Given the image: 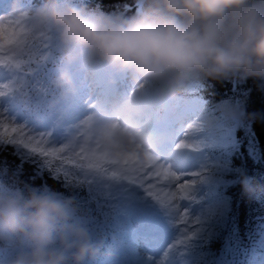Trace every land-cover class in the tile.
Instances as JSON below:
<instances>
[{
    "label": "clouds",
    "instance_id": "clouds-1",
    "mask_svg": "<svg viewBox=\"0 0 264 264\" xmlns=\"http://www.w3.org/2000/svg\"><path fill=\"white\" fill-rule=\"evenodd\" d=\"M12 7L29 36L55 37L66 65L103 64L113 80L131 82L84 118L114 149L155 152L153 118L194 79L264 78V0H144L130 17L90 11L81 0ZM56 86L72 92L69 67ZM149 96L162 102L148 104ZM0 246L13 249L6 264H85L100 249L74 198L43 185L0 188Z\"/></svg>",
    "mask_w": 264,
    "mask_h": 264
},
{
    "label": "trees",
    "instance_id": "trees-1",
    "mask_svg": "<svg viewBox=\"0 0 264 264\" xmlns=\"http://www.w3.org/2000/svg\"><path fill=\"white\" fill-rule=\"evenodd\" d=\"M97 1L104 13L128 17L129 14L133 15V11L125 10L124 6L127 3L134 4L136 0ZM201 79L206 84L204 91L206 98L211 101L217 116L226 117L233 105H237L241 113L239 133L242 141V155L238 156L237 152H234L225 160L224 176L234 180V184L227 188V193L231 197L227 210L232 212H228L225 226L227 228L230 225H237L238 235L244 234L249 227L245 228L248 225L243 224V220L250 215L258 214L260 203L257 202L255 195L264 188V78L237 76L220 79L202 77ZM33 159L22 148L0 144V161L6 162L3 171L0 172V182L10 187L44 186L43 181L33 182L37 169V164L32 163ZM64 166L73 171L74 175H78L80 180L65 184L63 181L49 179L46 182L47 186L60 194L73 197L77 216L91 215L98 217L97 221H103L110 216V213L105 214V210L104 214L100 215L95 209V207L98 209L100 206L103 207L99 192L93 187L94 181L97 180L96 171L80 172L75 165ZM225 211L226 208L223 205H217L213 209L214 214L220 215L221 220ZM225 226L215 221L209 228L208 238L211 240L203 245L204 249L210 252L209 257L215 252L214 247L219 244L216 241V233L225 232L227 230Z\"/></svg>",
    "mask_w": 264,
    "mask_h": 264
},
{
    "label": "snow or ice",
    "instance_id": "snow-or-ice-1",
    "mask_svg": "<svg viewBox=\"0 0 264 264\" xmlns=\"http://www.w3.org/2000/svg\"><path fill=\"white\" fill-rule=\"evenodd\" d=\"M29 35L26 33L22 21L12 16H0V66L17 67L12 61L15 57L5 59L8 52L27 47ZM5 92L0 90V96ZM198 124H189L187 129L183 128L176 139L174 150L196 151L197 143L190 141V137L198 131ZM78 135L68 143L55 144L50 142L44 133H33L22 124L6 117L0 113V144L12 145L22 148L30 157L34 158L32 163L37 164L36 175L33 176L34 183L53 181H63L65 184L80 180L78 175L64 165H75L81 172L96 171L112 177H123L130 179L135 175L133 183L139 181L147 194L153 197L161 205L171 209L176 215L178 227L186 226L188 221L187 209L181 215L180 206L177 204L179 199H188L192 186L196 183V178L201 176V172L178 171L171 163L163 160L155 152L140 151L138 149L121 150L114 149L106 137L97 135L92 125L91 119L82 120L78 126ZM58 145V146H57ZM23 162V161H22ZM5 161H0V172L3 171ZM115 169V171H111ZM31 174V173H29ZM184 176L192 177L191 181L185 180L179 185V190L171 192L167 196H161L159 192H154V185L145 186L147 177L159 182L162 178L172 185L173 182L180 180ZM171 197V199H169ZM200 221L196 218L192 227L187 228L183 235L188 232L195 235ZM192 235V236H193ZM192 236H187V240ZM183 240L177 241V244Z\"/></svg>",
    "mask_w": 264,
    "mask_h": 264
},
{
    "label": "rangeland",
    "instance_id": "rangeland-1",
    "mask_svg": "<svg viewBox=\"0 0 264 264\" xmlns=\"http://www.w3.org/2000/svg\"><path fill=\"white\" fill-rule=\"evenodd\" d=\"M143 2L144 0H142L141 2H137L136 11H138V9H140L143 6ZM46 38H47V41H50L49 42L50 44L52 41V38L50 36H47ZM56 46L57 45L54 46V49L58 50L55 48ZM14 52L15 51L6 53L5 59L9 58V56L13 54ZM41 69H43L42 65L38 67V70L41 71ZM15 71H16L15 68L12 69L7 66H0V90H3L5 92L4 95L0 96V113H3L6 117L15 121L18 124L24 125L26 128H28L33 133H44L48 136L47 131L36 130L33 128V126L26 124L27 120L41 119L44 122L46 121L49 123L51 120L56 119L58 122L62 123V117L60 118L61 113L67 114V116H70L71 115L70 112H73V110L78 109L82 112L84 111L86 112L84 115V118H85L87 115L95 111V110L92 111V108L90 106L92 105V103H90L89 101L87 102V104L82 103L79 99L80 97H83V94L81 93L86 92V88L83 84L79 85L78 83L73 82L72 92L70 94L65 93L59 87L56 86V76L51 73H48V74L41 73V77L39 79L37 78L35 80L34 79L28 80V83L30 84L31 92L26 91L25 95L20 97L18 96L19 92L16 89L15 83L13 82L10 83L9 82L10 80L7 81V77H12ZM34 76L35 74L32 76V78ZM48 83L53 84V86L49 89H47ZM63 105L65 106L64 108H63ZM15 107L18 109L16 110ZM14 108L16 110V114H14V111H15ZM20 115L23 117L24 122H20L19 120H17L18 116ZM208 119L209 118L206 117V119L203 122L204 125L206 126V129H204L203 132L207 134L206 135L204 134L203 136H201L208 146L207 147L208 151L210 152L212 148H218V147H221L223 151H227V148L235 146L236 140L234 139L236 136H234V134H231V131H230V130H234V127L232 126L228 129H223L222 131L219 130L217 127H214V129L210 130L209 127L211 126L208 127V125H210V122ZM232 119L236 125L237 123L236 113L233 114ZM199 141L200 143L202 142L201 140ZM50 142L55 143V144H61V142H59L58 139L56 140L51 139ZM205 174L206 173L203 174V177L205 176ZM185 180H188L189 182L191 181L190 179H185ZM204 183L205 184L209 183L212 185L216 184L213 187L212 195L216 193L217 189H219L220 184L221 185L224 184V182L218 183V181L215 180V178L214 180L213 178H210L208 183L207 181H204ZM195 184H198L197 179H196ZM171 192H174V191L172 190ZM197 193H199V191ZM169 199H171V197H169ZM177 204H178V200H177ZM167 212L170 213V211H167ZM175 216H176L175 213L174 215H171L173 224L176 220ZM186 245H187V241L186 242L183 241L182 243L177 244V247L183 246V249H184ZM11 255H12V252L10 253V256ZM169 262L170 260L167 259L164 263L170 264Z\"/></svg>",
    "mask_w": 264,
    "mask_h": 264
},
{
    "label": "bare ground",
    "instance_id": "bare-ground-1",
    "mask_svg": "<svg viewBox=\"0 0 264 264\" xmlns=\"http://www.w3.org/2000/svg\"><path fill=\"white\" fill-rule=\"evenodd\" d=\"M104 1H106V0H104ZM106 2H108V1H106ZM90 78H91V76H87V78H86L85 81H86L87 83H90V82H89ZM191 140L194 141L195 143H197L198 147H200V148L202 147V146L197 142L198 140L196 141V139H194V138H192ZM191 140H190V141H191ZM192 192H193V188H191V190H190V192H189V197L191 196ZM128 244H129V245H132V243H131L130 241H128ZM126 264H137V262H136V261H132V262H127Z\"/></svg>",
    "mask_w": 264,
    "mask_h": 264
}]
</instances>
